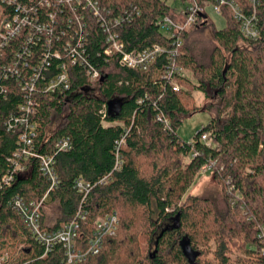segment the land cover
<instances>
[{
    "label": "trees",
    "instance_id": "1",
    "mask_svg": "<svg viewBox=\"0 0 264 264\" xmlns=\"http://www.w3.org/2000/svg\"><path fill=\"white\" fill-rule=\"evenodd\" d=\"M100 2L112 14L130 12L132 17L118 27L127 49L157 44L174 53L158 55L147 70L130 69L120 65L117 56H103L104 33L95 23L89 25L85 57L90 67L100 71L99 78L90 81L81 65H71L70 87L39 94L32 116L37 152L53 153L61 136L72 142L68 151L54 154L58 183L41 208L42 227H60L81 205L86 212L78 238L83 248L98 216L118 215L116 233L105 236L100 250L78 264H264V253L259 251L264 246V0L257 8L260 34L256 39L245 38L224 7L223 28H216L206 16L181 34L179 45L157 29V18H178L167 0ZM236 2L246 12L251 9L249 0ZM4 6L6 2L0 0V8ZM68 14L65 9L59 19L65 20ZM206 29L210 37L201 36ZM169 62L190 71L196 83L185 77H165ZM173 82L179 85L177 90L172 89ZM7 83V97L0 100L3 264H62L61 244L42 256V244L8 203L14 194L26 202L43 196L49 181L38 160L20 158L24 169L15 173L9 185L1 183L2 176L13 170L8 158L17 147V131L8 130L5 123L18 113L21 101L17 83ZM195 89L206 101L201 107L193 103ZM103 105L104 117L98 112ZM199 110L207 111L210 118L185 141L177 128ZM204 132L219 145L202 142ZM122 137L120 165L114 168L116 140ZM212 162L220 194H189L197 172ZM78 178L92 184L83 201L74 188ZM49 203L56 210L51 221L45 209Z\"/></svg>",
    "mask_w": 264,
    "mask_h": 264
},
{
    "label": "built area",
    "instance_id": "2",
    "mask_svg": "<svg viewBox=\"0 0 264 264\" xmlns=\"http://www.w3.org/2000/svg\"><path fill=\"white\" fill-rule=\"evenodd\" d=\"M2 1L13 9L10 10L7 6L0 8V100L7 97V82L13 80L21 93V101L17 106L18 113L11 115L5 123L8 130L17 131V147L8 158L13 164V170L2 176L1 183L9 185L15 173L24 169L20 158L35 157L38 160L40 171L49 181L43 196L38 201L26 202L22 196L14 194L8 203L21 216L35 239L42 244V256L59 243L63 248L62 264H78L88 254L100 250L105 236L116 233L119 219L115 212L98 216L92 225V234L83 248L78 238L86 212L81 205L74 217L60 227L53 230L42 227L41 208L49 199V192L55 189L58 183L54 154L58 151H68L72 142L69 137L61 136L54 143L53 153H40L34 149L36 122L32 116L37 111V97L41 93L67 90L70 87L69 67L75 63L82 66L88 80L95 81L99 78L100 71L90 67L85 57L84 43L91 23L98 25L104 33L103 56H117L118 63L127 68L147 70L158 55L166 51L174 52L157 44L127 49L119 35L118 27L124 19L132 17L130 12L124 9L121 13L112 14L100 0ZM178 1V6H175L178 18L161 16L156 19L158 31L170 39L173 45L181 43V34L185 30L206 19L209 8L224 17L223 8L227 7L239 23L245 38L256 39L260 34L257 16L260 0H249L251 9L248 12L236 0H208L204 3L198 0ZM65 9L69 13L68 16L65 20L62 17L59 19L58 15L63 14ZM63 23L65 27H62ZM12 45L15 47L12 48ZM173 76L185 77L184 68L169 62L165 77L170 79ZM178 88L179 85L173 82L172 89ZM98 112L104 117L106 107L103 105ZM163 121L168 123L166 118ZM200 140L206 145H219L209 132L202 133ZM123 144V137L116 140L114 168L120 165L119 149ZM107 177L108 174L99 181ZM74 188L82 195L83 201L92 184L78 178L74 182ZM259 251L264 253V246L260 247ZM4 260L5 255L0 254V264H3Z\"/></svg>",
    "mask_w": 264,
    "mask_h": 264
},
{
    "label": "rangeland",
    "instance_id": "3",
    "mask_svg": "<svg viewBox=\"0 0 264 264\" xmlns=\"http://www.w3.org/2000/svg\"><path fill=\"white\" fill-rule=\"evenodd\" d=\"M167 2L171 5L178 6L179 1L178 0H167ZM208 16L213 21L216 28H223L225 26V18L223 16H220L214 12L211 11V9H208ZM199 33H196L195 36H198ZM202 37H210L209 30L206 29L205 32L201 33ZM184 75L185 78L190 79L192 82L196 83V80L192 76V73L184 68ZM192 100L195 106L201 107L206 103L203 94L201 91L195 89L192 91ZM210 116L209 113L205 110H199L188 117L184 118L180 125L177 128V133L179 136L185 140L190 141L195 132L201 128L204 124H206L209 120ZM212 163L203 165L200 170L197 172L194 181L190 188L188 189V193L192 195H199V196H209V197H216L220 194V185L217 183L215 178L213 177ZM232 188V185H230L229 189ZM238 195V193H236ZM46 213L48 215L49 221L53 217H55L56 210L53 203H49L46 206Z\"/></svg>",
    "mask_w": 264,
    "mask_h": 264
},
{
    "label": "water",
    "instance_id": "4",
    "mask_svg": "<svg viewBox=\"0 0 264 264\" xmlns=\"http://www.w3.org/2000/svg\"><path fill=\"white\" fill-rule=\"evenodd\" d=\"M103 79V76L100 78V80H102ZM112 103L111 102H108V107L109 108H111L112 107V105H111ZM116 110H118L117 108H116Z\"/></svg>",
    "mask_w": 264,
    "mask_h": 264
}]
</instances>
